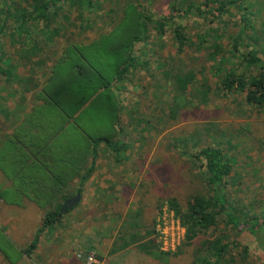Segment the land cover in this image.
Listing matches in <instances>:
<instances>
[{"label": "rangeland", "instance_id": "obj_1", "mask_svg": "<svg viewBox=\"0 0 264 264\" xmlns=\"http://www.w3.org/2000/svg\"><path fill=\"white\" fill-rule=\"evenodd\" d=\"M206 1L140 0L141 4L133 5H141L140 14L155 20L162 19L160 17L172 4H197L196 7L205 13L218 10L222 0L213 4H205ZM38 2L0 0V4L4 6L22 4L27 11L25 15L32 16L38 14L41 5ZM86 2L84 0L85 4ZM94 2L98 3L96 7L89 9L85 15L93 12L96 21L100 16L102 18L86 30L80 22V10L83 7L81 3L71 9L67 2L53 3L51 10L40 16L39 21L31 20V26L36 24L44 27L47 19L50 27L63 28L62 34H66V38L59 40L55 46L44 43L43 55L46 60L49 55L52 58L53 52L54 57L56 54L60 57L70 46L66 40L71 39L85 45L99 40L103 34L113 29L112 18H117L115 24H118L119 18H122L129 6L126 4L128 0ZM239 2L242 3V9L227 5L226 11L215 24L193 13L195 9L191 11L192 19L183 21L188 33L192 35L190 42L197 41L201 34L212 44L218 43L222 46L219 67L228 66V63L231 65L232 60H228L227 50L233 48L236 37L242 38L239 46L241 53L256 51L258 57L264 61V35L261 31L264 0ZM2 8L0 6V23L5 21V17L4 20L2 18ZM63 8L65 11L60 15H49L54 10L61 11ZM111 10L115 11V15L110 13ZM9 25L10 21H6L5 26ZM159 27L164 28L163 35ZM159 27L158 23H148L146 34L148 37L153 34V40L146 47L137 46L138 51L133 55L136 60L140 58L143 62H150V67L143 68L138 61L131 77L121 82L123 89L118 92L121 109L114 138L121 147V153L114 154L104 143L97 147L92 146V155L88 159L92 176L85 181L81 176H76L71 184V199L66 202L63 199L62 204H66L77 197L80 187H76V184L80 186L83 183L87 186H83L80 200L74 206V213L64 211L63 216L67 217H61L56 224L45 228L39 235V244L33 252L27 253L28 247L42 228L41 217L43 219L48 212L46 209L39 211L19 195L20 188L15 182L7 183L4 176H12L6 171L7 165L0 163L5 168L2 167L0 171V185L6 188V192L1 194L3 202L0 203V209L4 215L15 210V216L26 218V224L18 225L14 236L10 234L9 225L0 227V264H184L188 258L181 256L179 250L183 247L185 231L166 201L172 197L183 200L191 196H208L207 193H201V170L192 166L190 161L195 141H199L201 147L221 148L225 157L230 160L232 173L227 181L226 191L228 199L237 208L235 215L240 217V223L243 224L241 219H253L257 214L258 220L264 222V111L257 110L256 113L244 105L247 103L244 93L234 92L223 97L219 84L213 81L216 69L212 62L206 64L208 69L203 72L205 74H196L197 82L194 86L189 87L186 92L180 91L175 78H165L163 72L179 73L189 67L196 68L199 72L202 69L201 58L204 53H197V47H186L187 51L179 54L177 47L173 46V29L165 22H161ZM33 38L41 39V36L35 35ZM2 40L4 54L0 60L6 61H3V69L8 74L7 80L3 79L0 87H11L16 93L12 92L6 100L0 101V147L9 139L6 136L13 137L14 132H17L16 125L11 126L13 115L7 117L3 114L2 107L9 111L15 110L21 102V95L26 96L25 103L28 101L32 106L34 97L31 93L35 92V87L41 89L45 86L52 68L48 70V66L41 63L44 57L34 56L27 61L23 59L25 39L19 38L15 45L12 35L3 37ZM164 41L166 48L161 49ZM40 48L42 49L41 46ZM243 72L247 76H257L260 73V64L247 65ZM27 83L30 87L24 89ZM0 94L6 97L7 91L1 90ZM238 104L244 106L240 109ZM17 113L14 120L22 112ZM102 130L104 135L106 127L102 126ZM27 137L17 135V138L24 140ZM11 158L3 156L5 161ZM64 166L71 164L62 163L50 168L61 171ZM47 176L46 171L45 177ZM57 185L67 186V181ZM53 186L55 193V183ZM82 210L85 212L80 215ZM243 211L248 215L245 216ZM226 224V221L221 220L217 227L201 235L197 240L201 249L206 241L230 235L231 240L239 238L241 241L237 239L238 242L253 251V256L241 264H264L260 240L254 238L251 227L247 226L239 232L234 226ZM53 226H57V232ZM148 231L149 234L146 233ZM50 233H59V239L50 238ZM71 235L74 240L69 238L68 242L72 244H64ZM137 237H140V241L133 240ZM114 249L118 250L115 254ZM232 250H229L227 257L230 264L236 261L233 256L235 251ZM241 251L242 249L239 252Z\"/></svg>", "mask_w": 264, "mask_h": 264}, {"label": "trees", "instance_id": "obj_2", "mask_svg": "<svg viewBox=\"0 0 264 264\" xmlns=\"http://www.w3.org/2000/svg\"><path fill=\"white\" fill-rule=\"evenodd\" d=\"M32 1L36 3L40 1L38 3L41 4L38 14L35 16L25 15L27 11L22 4H7L6 6L0 4L3 7V20L5 17V21L0 23V58L4 54L3 37L12 35L14 45L19 38L26 40L23 48L25 51L24 60H31L34 56L44 57L45 59L41 63L47 65L48 70L52 67L45 86L43 85L41 89L35 87V92L31 93L34 97L33 108L24 112L26 107V96L24 95L20 96L21 102L15 110L9 111L4 106L2 107L3 114L7 117L13 115L11 126L16 125L15 131L18 133L14 132L16 136L13 137L6 136V139H9L0 147V163L7 165L6 171L9 175L14 176L15 183L20 190L25 193L26 191L36 193L35 189L42 191L41 194L37 195L36 193V204L42 209H50L43 217L42 228L28 247L27 253L33 252L37 248L40 241L38 237L45 228L56 224L61 217H64V211L71 212L74 209V206L71 208L70 205L64 208V204L60 201L64 199L66 202L71 199V193L68 194L67 191L69 188L72 189L71 184L76 176H81L83 181L92 176V168H86L89 166L88 159L92 155V146L97 147L104 143L114 154L121 153L118 141H114L121 109L118 92L123 89L121 82L131 77L138 61L143 68H148L151 65L150 62H143L140 58L136 60L133 56L138 51L136 50L137 46L145 45L146 47L153 40V34L150 37L146 34L148 23H158V27L161 22L167 23L173 29L175 40L173 46L177 47L176 50L179 54H184L187 51L186 47H197V53H204L201 58L202 69L199 72L193 67L179 73L163 72L165 78H175L180 91L186 92L189 87L194 86L197 82L196 74H205L203 72L208 69L206 64L212 62L216 69L213 73V81H217L219 84L223 97H228L234 92L244 93V99L247 102L244 105H247L252 111L255 110L256 113H258L257 110L264 111V61L258 57L257 52L243 51L241 53L239 46L242 38L236 37L233 48L227 50L228 60H232L231 65L228 63V66L219 67V54L223 49L222 46L218 43L212 44L205 35L201 34L197 41L190 42L192 35L188 33V28L183 24V21L192 19L193 13L205 17L206 20L215 24L219 21L220 15L226 11L227 5H235L242 9L243 7L240 5L242 3L239 0H222L218 10H209L205 13L196 7L197 4L176 3L164 11L160 17L162 19L155 20L140 14L141 5H133L141 4L140 0L138 2H135L137 0H128L126 4L129 6L125 9L122 18H119V23L115 24L117 18H112L114 27L109 33L103 34L99 40L88 45L71 41V39L66 40L70 45L66 51L60 57L56 54V59L54 52L52 58L48 54L47 60L43 55L44 43L55 46L60 42L59 40L66 38V34H62L63 28L50 27L46 17H44L46 19L44 27H38L36 24L31 26V20L39 21L40 16L51 10L53 3L64 4V2L68 3L67 6L70 9L79 3L83 5L80 10L82 15L80 22L85 30L92 28L102 17L100 16L96 21L93 12L85 15L89 9L95 8L98 4L94 0H87L86 4L84 0ZM216 1L218 0H207L205 4H213ZM185 5L188 7L185 8ZM192 9L196 11L191 13ZM64 11L65 8L61 11L54 10L49 15H60ZM110 13L115 15L114 10H111ZM6 21H10L9 27L5 26ZM261 23V31L264 35V21ZM159 29L163 35L164 28L159 27ZM214 33L216 34V32ZM35 35L41 36V39H34ZM163 48H166L165 41L161 46V49ZM3 61L0 60V84L3 79L7 80L8 74L3 69ZM257 64H260V73L257 76L244 75L243 71L247 65ZM160 67L162 66L160 65ZM29 82L31 83L32 80L30 79ZM29 87L30 85L27 83L24 89H29ZM1 90H6L7 96L4 97L0 94V101L6 100L12 92L16 93V90L11 87L8 89L0 87ZM206 95L207 93L204 94V96ZM244 105L238 104L240 109ZM17 112H24V117L19 115L18 119L14 120L15 117L17 118ZM102 126L106 127L104 135H102ZM35 131L38 139L32 134ZM17 135L28 137L25 140H19ZM29 137L32 138L29 147L30 153L19 145L22 143L28 147ZM13 146L15 148H9ZM123 148H126L125 145ZM44 152H46L45 155H43ZM3 156L12 158L5 161ZM190 158L192 166L201 170V186L203 188L201 193H207L208 196H191L185 197L183 200L172 197L166 201L173 216L178 219L180 226L185 231L183 247L179 250L181 256L188 258L184 264H230L227 262L230 249H233L232 252L235 251L233 256L236 258L232 264L247 262L248 257L253 256L251 248L238 242L239 238L235 237L231 240L230 235L206 241L202 244L201 249L197 240L201 235L217 227L221 220L227 222L226 226H234L239 232H242L241 229L247 226L251 227V233L256 240H260L261 249L264 252V222L258 220L257 214L253 219L247 217L241 219L243 223L241 224L240 217L235 215L236 206H233V202L228 199L226 185L231 176L232 167L223 150L213 146L201 147L200 142L195 141ZM62 163L66 165L70 163L71 166H64L61 171L50 168V166ZM2 167L4 168V166H0V170ZM46 171L48 172L47 177H45ZM84 172L85 174L82 175ZM65 181H67V186L57 185ZM38 182L40 185H37ZM53 183L56 186L55 193ZM83 185L77 191L79 194L82 192ZM54 194L57 196L56 198ZM243 214L248 215L244 211ZM146 233L149 234V231ZM133 240L140 241V237ZM240 249H242L241 252H239Z\"/></svg>", "mask_w": 264, "mask_h": 264}, {"label": "crops", "instance_id": "obj_3", "mask_svg": "<svg viewBox=\"0 0 264 264\" xmlns=\"http://www.w3.org/2000/svg\"><path fill=\"white\" fill-rule=\"evenodd\" d=\"M33 102H34V99H33ZM33 106L34 105H30L29 104V102L27 101L26 102V107L24 108V112L26 111V112H28L31 108H33ZM23 112V113H24ZM23 113H21V115H22V117H24V114ZM33 135H34V137L35 138H37L38 139V135H37V133H36V131L35 132H33L32 133ZM22 138H19V140H21ZM18 140V141H19ZM33 140H34V138H33ZM31 141H32V138L31 137H29L28 138V147L26 146V145H24V144H22V143H19V145L22 147V148H24L28 153H30L29 151V147L31 146ZM86 168H88V166H86ZM1 171V170H0ZM5 177V179H6V181H7V183H10V184H12V181L13 182H15V180H14V176H12V178H13V180H12V178H7V176H4ZM10 177V176H9ZM16 184V183H15ZM37 185H40V183L38 182L37 183ZM81 185H83V184H80V186H78V184H76V187H81ZM83 186H86L85 184L83 185ZM86 188H87V186H86ZM35 191H36V193H37V195L38 194H41L42 193V191L40 192V191H38V190H36L35 189ZM71 191H72V189L71 188H69L68 189V194L69 193H71ZM4 192H6V188L4 187V185H0V203H2L3 202V195H1V194H4ZM27 193V194H26ZM26 193L23 191V190H20L19 191V195H22L24 198H25V200H27V201H29L30 203H32L33 204V206L35 207V208H37L39 211L42 209V208H40L37 204H36V201H37V198H36V193H34V191H26ZM18 194H16V195H18ZM10 196H12V195H10ZM81 200H82V197H81ZM60 203H63V200H61L60 201ZM84 203V202H83ZM86 203V202H85ZM64 208L66 207L65 206V204H64V206H63ZM72 208V207H71ZM78 208V207H77ZM44 209V208H43ZM42 209V210H43ZM46 209V208H45ZM75 209V208H74ZM74 209H73V211L72 212H70V213H74ZM47 210V212H49L50 211V209H46ZM83 212H79V214L80 215H83V213L85 212V210H82ZM15 210H12L11 211V213H8L7 215H4L3 213H2V211H1V209H0V227L2 226V225H9L10 226V234L11 235H13L14 236V233H15V230H16V228L18 227V225H20V224H26V218H19V217H17V216H15ZM44 214V213H43ZM64 217H67V216H64ZM41 220H42V217H41ZM41 227H42V225H40ZM54 228V231L55 232H57V230H58V228H57V226H53ZM58 236H60V234L59 233H56V234H53V233H50V235H49V237L50 238H53L54 240H58L59 238H58ZM69 238H72L73 240H74V237H73V235H71V236H69L67 239H66V241H64V244H66V245H71L72 244V242H68V239ZM122 250H124V249H122ZM115 251H118L117 249H114V251H113V253L115 254L116 252ZM118 253H120V252H118ZM7 262H9L10 263V261L9 260H6ZM23 262V261H22Z\"/></svg>", "mask_w": 264, "mask_h": 264}, {"label": "water", "instance_id": "obj_4", "mask_svg": "<svg viewBox=\"0 0 264 264\" xmlns=\"http://www.w3.org/2000/svg\"><path fill=\"white\" fill-rule=\"evenodd\" d=\"M80 200V194L77 195V197L73 198L72 200L68 201L65 206L67 207L68 205H70V207L75 206L78 201Z\"/></svg>", "mask_w": 264, "mask_h": 264}, {"label": "bare ground", "instance_id": "obj_5", "mask_svg": "<svg viewBox=\"0 0 264 264\" xmlns=\"http://www.w3.org/2000/svg\"><path fill=\"white\" fill-rule=\"evenodd\" d=\"M91 264V263H90ZM93 264H94V262H93Z\"/></svg>", "mask_w": 264, "mask_h": 264}]
</instances>
